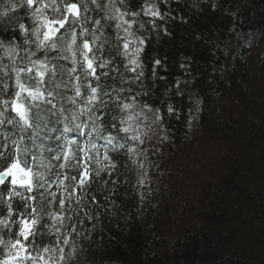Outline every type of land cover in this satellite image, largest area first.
I'll list each match as a JSON object with an SVG mask.
<instances>
[{"label": "trees", "instance_id": "trees-1", "mask_svg": "<svg viewBox=\"0 0 264 264\" xmlns=\"http://www.w3.org/2000/svg\"><path fill=\"white\" fill-rule=\"evenodd\" d=\"M15 163L0 264H264V0H0Z\"/></svg>", "mask_w": 264, "mask_h": 264}, {"label": "rangeland", "instance_id": "rangeland-1", "mask_svg": "<svg viewBox=\"0 0 264 264\" xmlns=\"http://www.w3.org/2000/svg\"><path fill=\"white\" fill-rule=\"evenodd\" d=\"M61 23L59 22V24H49L48 25V28H47V34H49V35H53V33H55L56 32V30L59 28V26L61 27ZM20 111V110H19ZM21 171V170H20ZM22 172V173H21ZM21 172H15V173H13V175H12V177L15 179V178H20L23 174H24V172L23 171H21ZM26 228V231H28L29 230V227L27 226V227H25ZM21 249H19L18 251H17V253H16V255L18 256L19 254H20V251ZM15 255V257L14 258H16L17 256Z\"/></svg>", "mask_w": 264, "mask_h": 264}, {"label": "bare ground", "instance_id": "bare-ground-1", "mask_svg": "<svg viewBox=\"0 0 264 264\" xmlns=\"http://www.w3.org/2000/svg\"><path fill=\"white\" fill-rule=\"evenodd\" d=\"M74 11V10H73ZM61 24L63 23V22H60ZM17 109H18V107L17 106H15Z\"/></svg>", "mask_w": 264, "mask_h": 264}]
</instances>
